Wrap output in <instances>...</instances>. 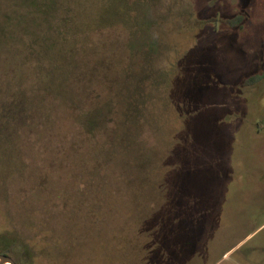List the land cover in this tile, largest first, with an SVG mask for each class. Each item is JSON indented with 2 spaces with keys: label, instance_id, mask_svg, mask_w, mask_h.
I'll return each instance as SVG.
<instances>
[{
  "label": "rangeland",
  "instance_id": "374dc122",
  "mask_svg": "<svg viewBox=\"0 0 264 264\" xmlns=\"http://www.w3.org/2000/svg\"><path fill=\"white\" fill-rule=\"evenodd\" d=\"M22 2L0 1L20 3L0 30L21 37ZM119 16L43 118L23 38L0 36V253L23 237L41 264H264V0Z\"/></svg>",
  "mask_w": 264,
  "mask_h": 264
},
{
  "label": "trees",
  "instance_id": "16d2710c",
  "mask_svg": "<svg viewBox=\"0 0 264 264\" xmlns=\"http://www.w3.org/2000/svg\"><path fill=\"white\" fill-rule=\"evenodd\" d=\"M80 1L23 0V4L21 3L28 11L26 16L20 18L23 22L20 34L25 44L23 60L26 62L32 78L31 87L28 89L32 98L28 99L29 109L26 115L37 114L43 118L45 96L47 94L55 97L60 96L61 93L65 92L64 87L68 78L72 77L75 71L82 69L85 47L90 41L89 34L92 31H102L109 25H117V22L121 20L120 9L124 7L127 12L129 2L132 0H99L93 6V13L89 21L84 20L78 10L77 3ZM18 4L14 3L13 7H20ZM14 8L11 10V15L8 14L9 12L2 13L0 15L1 20L6 22L10 19L15 14ZM7 32L14 33V38L7 45L18 44L21 41L19 34L8 27L6 31L0 33V36L7 34ZM10 48L16 49L13 46ZM76 57L80 59L78 63H76ZM38 78H42L40 85L37 83ZM14 95L13 93L11 97L14 98ZM63 95L66 96V94ZM11 100V105H13L14 100ZM65 101L64 98L63 102ZM34 103L39 105L38 111L31 109ZM7 118L8 107L5 106L4 101L0 100V121L6 122ZM2 123L0 128L3 127ZM25 240L23 237L11 238L9 246L0 254L10 256L16 264H41L37 259L33 245L26 243ZM20 253L21 256L19 257ZM62 263L64 264V262Z\"/></svg>",
  "mask_w": 264,
  "mask_h": 264
},
{
  "label": "water",
  "instance_id": "95a60500",
  "mask_svg": "<svg viewBox=\"0 0 264 264\" xmlns=\"http://www.w3.org/2000/svg\"><path fill=\"white\" fill-rule=\"evenodd\" d=\"M0 264H16V263L10 256L0 254Z\"/></svg>",
  "mask_w": 264,
  "mask_h": 264
}]
</instances>
